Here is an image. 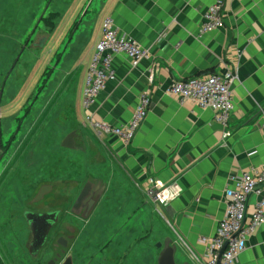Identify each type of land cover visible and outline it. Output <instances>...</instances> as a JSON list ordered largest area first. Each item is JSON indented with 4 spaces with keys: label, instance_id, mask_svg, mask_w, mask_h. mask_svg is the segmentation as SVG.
<instances>
[{
    "label": "crops",
    "instance_id": "obj_1",
    "mask_svg": "<svg viewBox=\"0 0 264 264\" xmlns=\"http://www.w3.org/2000/svg\"><path fill=\"white\" fill-rule=\"evenodd\" d=\"M215 1L95 0L77 31L70 37L69 27L60 34H50L40 52H27L22 47L21 30L18 36L10 37L9 47H0V203L26 202L43 184H52L55 189L58 181L77 179L69 164H50L53 156L44 163L47 154L38 152L44 141L37 135L41 129L55 126L58 137L62 136V147L78 152L80 157L74 161L83 157L86 161L93 158L95 164L105 160L126 181L165 229L164 240L171 237L177 245V263L196 264L184 242L198 254H205L201 238L216 235L232 177L264 165V0H226L225 27L202 32L203 16ZM32 4L30 0L31 12ZM12 5L9 10H13ZM107 17L114 20L120 34L136 39L149 55L134 66L127 54H115L116 77L107 82L94 105L86 108V78ZM35 18L38 20L37 15ZM31 41L32 34L26 45ZM56 51L62 55L51 66ZM156 64V79L150 85V70ZM230 70L237 79L231 86L234 110L228 127L215 119L212 109L193 100L182 102L170 92L174 80ZM149 87L151 106L131 144L117 136L96 133L88 113L112 125L126 124L141 92ZM71 134L74 145L66 147ZM86 169V181L101 185L103 196L106 185L99 171ZM149 178L171 188L174 199L169 205H159L148 195ZM54 189L45 194L47 200L60 196ZM260 196L259 192L249 196L246 221ZM247 244L238 264H264V225ZM130 252L122 255L119 264H130Z\"/></svg>",
    "mask_w": 264,
    "mask_h": 264
},
{
    "label": "rangeland",
    "instance_id": "obj_2",
    "mask_svg": "<svg viewBox=\"0 0 264 264\" xmlns=\"http://www.w3.org/2000/svg\"><path fill=\"white\" fill-rule=\"evenodd\" d=\"M35 2H37L36 10ZM94 2L95 0H32L31 12L30 0H0V47H9V38L15 34L18 36V31L21 30L22 47L27 52H40L39 47L46 45L47 38L51 37L50 34H60L58 32L62 29L67 30L69 27L67 37H70L75 30L77 31L82 20L88 13H91ZM11 3H13V10L8 9ZM15 7H17L16 10H14ZM36 15L38 20L35 18ZM31 34L32 41L27 46L26 42ZM47 49L50 50V48ZM57 51L54 52L55 61L51 66H54L56 60L62 55V52ZM9 62L11 63V60ZM51 70L50 67L47 73ZM47 73L44 81L47 80ZM41 131L37 136L44 141L42 147L44 151L38 149V152L47 154V159L43 160L44 163L49 162L53 156L50 164L60 167L69 164L68 169L78 174L76 180L58 181L54 189L55 195H60L59 198L56 197L57 200L60 202L68 200L72 207L80 190L87 183L84 174L88 171L86 169L88 167L92 170L97 168L106 185L104 195L99 198L100 204L96 205L99 204L100 207L96 209L95 206L88 218L79 217L76 214L71 215L74 224L72 230H75V233L70 236L71 252L75 257V264H79L80 261L86 264H102L103 262L119 264L123 258L122 255L127 251L130 252V249V264L132 262L133 264L137 262L146 264L148 261L149 264H158L162 249H158L156 244L164 243L166 231L126 181L105 160L101 163L97 161L96 164L93 158H87L86 161L83 157L74 161L79 156L78 152H71L62 147V136L58 137L55 126H48L43 132ZM54 144L56 145L52 148ZM63 155H68V157H63ZM98 163L99 166H97ZM151 208L154 210L153 207ZM6 238L8 248L4 249L0 245V255L4 258L3 264H38L39 261L47 264V261L53 259L52 253L48 251L50 244L43 249L38 259L30 255L26 247L29 240L26 229L10 237L6 235ZM103 249V253L95 259L96 254Z\"/></svg>",
    "mask_w": 264,
    "mask_h": 264
},
{
    "label": "built area",
    "instance_id": "obj_3",
    "mask_svg": "<svg viewBox=\"0 0 264 264\" xmlns=\"http://www.w3.org/2000/svg\"><path fill=\"white\" fill-rule=\"evenodd\" d=\"M225 2L226 0H216L210 5L203 16L202 32H211L225 27L223 17ZM102 28V38L96 45L86 78L84 90L86 108L94 105L96 97L106 88L107 82L116 77L113 68L115 54H127L134 66L149 55V50L136 39L120 34L111 17L105 18ZM157 66L158 64L150 70V85L155 82ZM236 79L237 74L230 70L225 74L211 73L201 77L174 80L170 92L178 96L182 102L193 100L202 108L212 109L215 119L224 127H228L234 110L231 86ZM151 102L152 87H149L141 92L136 109L128 123L112 125L95 119L89 113L87 119L100 137L117 136L128 145L142 127ZM261 129L264 130V114ZM232 181V186L225 192V215L219 222L216 235L201 238L207 252L200 255L184 242L190 260L196 264H238L239 256L246 250L249 238L261 225H264V165L253 166L232 177ZM148 184L147 193L155 203L163 206L173 201L174 193L169 186L160 184L154 178H149ZM254 192L261 193V196L254 205L251 218L246 221L248 199Z\"/></svg>",
    "mask_w": 264,
    "mask_h": 264
},
{
    "label": "flooded vegetation",
    "instance_id": "obj_4",
    "mask_svg": "<svg viewBox=\"0 0 264 264\" xmlns=\"http://www.w3.org/2000/svg\"><path fill=\"white\" fill-rule=\"evenodd\" d=\"M51 186V190L54 189L52 184L46 183L39 187V191L43 186ZM84 187V186H83ZM82 190V189H81ZM80 190V192H81ZM38 191V193H39ZM79 192V194H80ZM35 196L27 198L26 202H10L8 206H4L0 203V209L4 208L2 213H0V244L2 247L8 248L7 236H11L14 233L26 229L29 234V240L26 243V247L29 251V247L32 243V232L30 229L29 222L26 218L27 212L35 213H48L58 211L57 221L50 228L48 239L44 247L41 249L37 256H33L30 251V255L34 259H38L40 253L45 249L49 244L48 251L52 253V260L47 261V264H64L66 260H70L72 264H75V257L72 254V245H71V234L72 231V212L76 215L84 214L85 217H89L93 209L99 202V198L102 196L103 187L101 185H95L91 183V191L88 197L83 201L80 208H74L75 202L70 206V202H60V200L55 199H46L47 195H44L42 199L37 200ZM78 194V196H79ZM77 196V198H78ZM59 198V197H58ZM76 198V199H77ZM76 201V200H75ZM91 202H93L91 204ZM92 207H91V205ZM72 210V211H71ZM83 211V212H82ZM10 242V240H9ZM11 242H13L11 240ZM7 243V244H6ZM10 250V249H9ZM0 261L3 264L4 258L0 255ZM38 264H44L43 261ZM80 264H84L80 261Z\"/></svg>",
    "mask_w": 264,
    "mask_h": 264
},
{
    "label": "water",
    "instance_id": "obj_5",
    "mask_svg": "<svg viewBox=\"0 0 264 264\" xmlns=\"http://www.w3.org/2000/svg\"><path fill=\"white\" fill-rule=\"evenodd\" d=\"M73 145H74V134H71L66 139L64 146L72 147ZM50 190H51V186H47V185L43 186L40 189L36 199L37 200L42 199V197L45 194H47ZM90 191H91V183L87 182L85 186L82 188L78 198L76 199L74 208L78 209L81 207L83 201L90 194ZM92 203L93 202H91V204ZM58 213H59L58 211L48 212V213H35V212L26 213V218L29 222L30 229L32 232V243L31 246L29 247V251L34 257L39 254L41 249L46 244L50 228L57 221ZM157 247L162 248L158 258V264H179L176 261V253L178 250L177 245L174 244V241L171 237H167L164 243L162 242L158 243ZM70 260L72 259L66 260L64 264H72ZM0 264H2L1 261ZM183 264H190V263L185 262Z\"/></svg>",
    "mask_w": 264,
    "mask_h": 264
}]
</instances>
